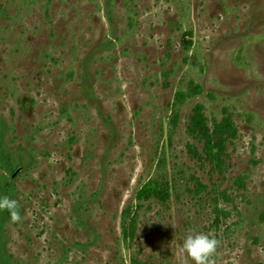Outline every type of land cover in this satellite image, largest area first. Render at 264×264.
I'll list each match as a JSON object with an SVG mask.
<instances>
[{
	"label": "rangeland",
	"instance_id": "obj_1",
	"mask_svg": "<svg viewBox=\"0 0 264 264\" xmlns=\"http://www.w3.org/2000/svg\"><path fill=\"white\" fill-rule=\"evenodd\" d=\"M0 119L5 263L264 264V0H0Z\"/></svg>",
	"mask_w": 264,
	"mask_h": 264
},
{
	"label": "trees",
	"instance_id": "obj_2",
	"mask_svg": "<svg viewBox=\"0 0 264 264\" xmlns=\"http://www.w3.org/2000/svg\"><path fill=\"white\" fill-rule=\"evenodd\" d=\"M202 90L198 89V93ZM223 128L217 126L216 131L211 134L207 132L206 134L199 137V141L205 143V154L212 163L214 161H219L223 149H225V137H223L219 132ZM4 123L0 119V167L11 176V178H16L19 169L15 168L13 156L7 151L4 143ZM195 134V131H192ZM215 152H217L215 154ZM215 164V163H214ZM5 181L1 185V206H0V226H2L11 216V205L13 203L11 194L13 189V184L8 181V177L3 178ZM156 184L149 182L143 186V188L137 193L136 200L139 204L150 201L154 196L156 197ZM132 209L128 208L124 211V237L133 239L136 232V219L132 218ZM261 220L264 221V212L261 215ZM128 226V228H127ZM0 257V264H7L2 261ZM131 264H156V263H144L137 260H133Z\"/></svg>",
	"mask_w": 264,
	"mask_h": 264
}]
</instances>
